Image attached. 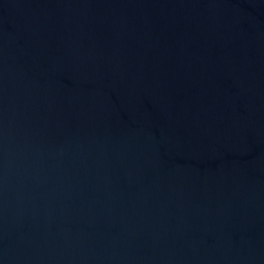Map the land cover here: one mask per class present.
Instances as JSON below:
<instances>
[{"label":"water","instance_id":"1","mask_svg":"<svg viewBox=\"0 0 264 264\" xmlns=\"http://www.w3.org/2000/svg\"><path fill=\"white\" fill-rule=\"evenodd\" d=\"M0 264H264V0H0Z\"/></svg>","mask_w":264,"mask_h":264}]
</instances>
